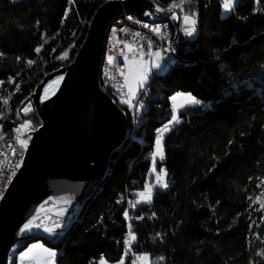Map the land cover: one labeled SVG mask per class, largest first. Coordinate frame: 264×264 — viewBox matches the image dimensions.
I'll use <instances>...</instances> for the list:
<instances>
[{
    "label": "trees",
    "instance_id": "trees-1",
    "mask_svg": "<svg viewBox=\"0 0 264 264\" xmlns=\"http://www.w3.org/2000/svg\"><path fill=\"white\" fill-rule=\"evenodd\" d=\"M105 1L0 0V86L23 70L28 60L37 58L36 67L45 65L85 19L75 54L90 17ZM152 1L163 11L180 2ZM262 2L240 0L227 15L221 14L219 0L184 4L186 14L197 13L198 33L191 41L180 38L174 65L151 79L146 119L137 130L132 128L138 139L131 138L127 115L126 141L113 153L104 179L80 216L65 234L34 240L57 252L55 264L121 260L126 224L123 204L117 200L126 188L141 190L146 177L152 181L146 154L153 131L170 120V98L176 93H187L200 103L183 108L179 123L164 136L165 161L156 169L166 170L168 187L138 207L142 219L131 225L134 252L161 255L163 264H264V218L253 203L256 197L264 198ZM40 46L37 57L34 49ZM72 58L47 66L15 105L23 104L46 74L68 65ZM28 118L34 128L40 125L35 113ZM65 222L47 217L33 226ZM31 242L17 243L10 250L11 264Z\"/></svg>",
    "mask_w": 264,
    "mask_h": 264
},
{
    "label": "water",
    "instance_id": "water-1",
    "mask_svg": "<svg viewBox=\"0 0 264 264\" xmlns=\"http://www.w3.org/2000/svg\"><path fill=\"white\" fill-rule=\"evenodd\" d=\"M156 9L152 0L100 4L72 61L46 74L25 99L40 125L30 133L22 165L0 200V264H7L17 243L65 234L101 184L109 160L128 133L125 114L99 87L106 32L124 13L144 20L164 15ZM173 12L179 24V13ZM58 77L57 89L44 99L45 87ZM47 217L67 222L21 231L29 220L34 224Z\"/></svg>",
    "mask_w": 264,
    "mask_h": 264
},
{
    "label": "built area",
    "instance_id": "built-area-1",
    "mask_svg": "<svg viewBox=\"0 0 264 264\" xmlns=\"http://www.w3.org/2000/svg\"><path fill=\"white\" fill-rule=\"evenodd\" d=\"M14 1V0H8ZM240 0H236L234 8L239 4ZM223 0H219L221 5V14L227 15L230 12H225L222 7ZM264 6V0H263ZM157 8H160L156 5ZM233 8V9H234ZM164 14L158 17L157 15L151 16L149 20L141 19L133 14H123L115 18L109 25L106 32L104 46L102 51V59L99 68V87L103 93L108 95L113 102L126 116H130L132 128L137 130L146 119L152 95L150 93L149 84L155 72L152 67V55L156 51L161 53L159 61L168 69L172 67L177 59L175 44L180 38H184L181 34V15L182 19L185 15L182 9L179 13V24H177V12L159 11ZM132 17V19H129ZM85 19L80 24L79 28L72 33L70 42L64 46L58 53L51 54L49 61L40 67L37 66V58L34 59V64L26 67L6 78L3 85L0 86V200L7 191L9 184L13 177L22 165L25 151L27 150L31 135L30 133L35 130L33 123L28 118L30 111H22L26 109L25 103L19 106L15 105L18 98L30 88L35 81L44 73L45 68L52 62L65 63L73 57V51L77 48L85 30ZM144 25H148L145 27ZM195 27L197 28V22ZM159 28V32H153L151 29ZM198 29V28H197ZM204 31V30H202ZM86 33V32H85ZM136 33H140L139 36ZM83 41V40H82ZM149 42L152 47L148 48ZM130 45V47H128ZM67 52V57L60 59L63 53ZM113 57L112 63H109L108 58ZM38 57V54H37ZM132 61H140L145 64L146 78L140 84L137 90L136 97L132 99L129 97V66ZM19 85V90H17ZM7 99V104L3 102ZM128 101V103H124ZM28 123V127H21ZM165 124H160L154 131V140L151 149L147 152L145 160L149 163V174L153 167L165 161L161 160L159 156L156 157L155 165L153 166V153L156 152V138L160 135L158 129H163ZM19 128V132L16 129ZM169 131V130H168ZM168 131L163 132L161 137V144L164 136ZM19 138V139H17ZM19 140H26V146H21ZM162 146V145H161ZM19 165V167H17ZM145 185H150L148 177L143 184L141 190L126 188L125 191L119 196L117 202L123 204L122 215L126 224V234L124 237V250L122 257L125 262L129 264H140L137 257L138 254L134 252L136 246L135 240H131L129 244L125 242L129 240V232L131 231L132 223L141 221L138 215L139 203L135 207L131 203L138 200V193L145 190ZM164 188L155 186L152 189V198L158 191ZM127 210L128 215L125 217L124 212Z\"/></svg>",
    "mask_w": 264,
    "mask_h": 264
},
{
    "label": "rangeland",
    "instance_id": "rangeland-1",
    "mask_svg": "<svg viewBox=\"0 0 264 264\" xmlns=\"http://www.w3.org/2000/svg\"><path fill=\"white\" fill-rule=\"evenodd\" d=\"M160 9H162V8H160ZM174 10L179 12L180 8L174 9ZM174 10H172V11H174ZM164 11L165 12H169L168 9H165ZM180 15H181V23H182L181 34L184 35V39L185 40L191 41V40L194 39L195 32H196V27H195V32L193 33V35H191V36L185 35L184 31H183V29L185 27V24H184V21L182 19V14H180ZM155 63H161V62L159 61V58L157 56H155L154 53H153V55H152V65L155 64ZM63 66H65V65H63ZM128 69H129V74L128 75H129V86H130V88H129V97L134 99L136 97L138 88H140V84L142 83V81L146 77L145 64L140 62V61H132ZM167 70L168 69H166L163 65H162L161 69H156V68L153 67V71L156 74H158V75L164 73ZM60 80H61V78L58 77V78L52 80L51 82H49L47 84V86L45 87V89L43 91V98L44 99L50 97L54 93V91L57 89V87H58V85L60 83ZM188 95L189 94H187V93H176L170 98L171 117L173 115H176L177 118H178V121H180L179 117H178L179 112L185 107H191L192 106V104L189 103L187 101V99H186V97ZM173 97H176V99L173 100L172 99ZM30 107H31V105L28 103L26 105V108H30ZM171 117H170V120H171ZM169 121L167 122V124L169 126V130L172 129L173 127H175L179 123V122L178 123L174 122V123L169 124ZM130 129H131V138L135 139V140L138 139L137 133H135L133 131V129H132V124H130ZM150 173L152 175V181L149 182V184L150 185H155L156 176L158 174H160V169H158V168L156 169V167H155V171H153V168H152ZM163 179L165 180V177H163ZM150 202H147V203L141 202L139 204L143 205V204H148ZM256 203L258 205L259 210L263 213V218H264V210L260 209V204L264 203V198L263 197H259V200H257ZM32 245H40L41 247L33 248L32 251L29 253L28 258H26L24 260L20 259V253H19L17 255V257H16V264H55L56 255L54 257H49L48 252L45 251V249H47V248H45L39 241L31 242L26 247V249H24L22 252H25ZM48 250L57 253L54 250H51V249H48ZM12 254L13 253L11 252L9 257H8L7 264H11L12 256H13ZM160 258H163V257L161 255H156V256H153V257H149L148 264H163V259H160ZM102 260L105 261L104 259H101V260L98 261V264H101ZM121 260H123L124 264L126 263L124 261L123 257L121 258ZM120 261L116 262V263H109L107 261H105V262H106V264H120ZM142 262H143L142 260L139 261L140 264H143Z\"/></svg>",
    "mask_w": 264,
    "mask_h": 264
},
{
    "label": "snow or ice",
    "instance_id": "snow-or-ice-1",
    "mask_svg": "<svg viewBox=\"0 0 264 264\" xmlns=\"http://www.w3.org/2000/svg\"><path fill=\"white\" fill-rule=\"evenodd\" d=\"M189 2H190V0H180V2H179L178 4H177V3H173V4L170 5L168 11H172L174 8H181V9H183L184 4L189 3ZM257 2H259V0H257ZM235 3H236V0H223V2H222V7H223V9H224L225 12H230V11L233 10V8H234V6H235ZM156 11H162V9L157 8ZM196 15H197V13L192 12L191 14H187V15H185V16L183 17V21H184V24H185V27H184L183 31H184V34L187 35V36H191V35H193V33L195 32ZM129 19H132V17H129ZM144 26H145V27H148V25H144ZM151 30H152L153 32H159V31H160L159 28H153V29H151ZM136 35L139 36L140 33H136ZM41 47H42V46L37 47L36 49H34V51H35L38 55H39V53H40V51H41ZM128 47H130V45H129ZM151 47H152V45H151V43L149 42V44H148V48H151ZM53 51H55V49H53ZM2 55H3V53H0V56H2ZM154 55L157 56V57H161V53H160L159 51H156V52L154 53ZM66 57H67V52L63 53V54H62L60 57H58V58L63 59V58H66ZM19 59H20V58L17 57V60H19ZM108 60H109V63H112V61H113V57L110 56V57L108 58ZM26 63H27L29 66H31L32 64L35 63V61H33V60H28V61H26ZM152 67H154V68H156V69H161V68H162V64H161V63H155V64L152 65ZM145 78H146V77H145ZM0 83H2V82H0ZM16 87H17V90H19V85H17ZM172 99L175 100L176 97H173ZM186 99H187V101H188L189 103H191V104H198V103H200L198 100H196V99H195L194 97H192L191 95H188V96L186 97ZM3 102H4L5 104H7V99H4ZM124 103H128V101H124ZM22 111H25V112L30 111V108L22 109ZM174 122H175V123H178V122H179V121H178V118H177L176 115H173V116L171 117V120L169 121V124L174 123ZM28 126H29V124H28V123H25V124L22 125L21 127H28ZM19 130H20L19 128L16 129L17 132H19ZM168 130H169V126H168V124H166V125L164 126L163 129H158V130H157V131L160 133V135L157 136L156 141H155V143H156V149H157V150H156V152L153 153V157H152V159H153V166L155 165V161H156V157H157V156H159V158H160L161 160L163 159V151H162V146H161V137H162L163 132L168 131ZM17 139H19V138H17ZM19 143H20V145L23 147V146H26L27 141H26V140H19ZM17 167H19V165H17ZM153 171H155V167H153ZM166 176H167V172H166V170H165V169H160V174H158V175L156 176V182H155V185H145V190H144V191H141V192H139V193L137 194L138 197H139V199H138L135 203L130 202V203H131V206H132V207H135V204H136V203H141V202L147 203V202H150L151 199H152V189H153V187H155V186H159V187H161V188H167V187H168V184H167V182L163 179V177H166ZM248 199H249V200H252L253 198H252V197H248ZM257 200H259V197H257L256 200H253V203H255ZM260 209H261V210H264V203H261V204H260ZM124 215H125V217H127V215H128L127 210H125ZM141 219H142V217H141ZM35 226H36V227H39V225H35ZM31 227H33V223H32V220H29V221L24 225V227L21 229V231H22V232H23V231H28V230L31 229ZM130 227H131V225H129V228H130ZM45 231H47V232H51L52 230H51V229H45ZM157 235H159V234H157ZM131 240H135V235H134V233H132V232L130 231V232H129V240L126 241L125 243H126V244H129ZM36 247H41V246H40V245H32V246H31L29 249H27L25 252L20 253V259H21V260H24V259L28 258L29 253L32 251L33 248H36ZM45 251L48 252L49 257H54V256L56 255L55 252H52V251H50V250H48V249H45ZM137 259L142 260V261H143V264H148V260H149V258H148V256H147V254H145V255L142 256V257H137ZM160 259H163V258H160ZM101 264H106V262L102 260V261H101ZM120 264H124L123 260L120 261Z\"/></svg>",
    "mask_w": 264,
    "mask_h": 264
},
{
    "label": "crops",
    "instance_id": "crops-1",
    "mask_svg": "<svg viewBox=\"0 0 264 264\" xmlns=\"http://www.w3.org/2000/svg\"><path fill=\"white\" fill-rule=\"evenodd\" d=\"M166 72V71H165ZM164 72V73H165ZM164 73H162V74H164ZM162 74H160V75H162ZM196 104H192V106L191 107H194ZM142 256H144V255H138V257H142ZM148 256V258L150 257L149 255H147ZM138 261H140L139 259H138ZM143 263V262H142Z\"/></svg>",
    "mask_w": 264,
    "mask_h": 264
},
{
    "label": "flooded vegetation",
    "instance_id": "flooded-vegetation-1",
    "mask_svg": "<svg viewBox=\"0 0 264 264\" xmlns=\"http://www.w3.org/2000/svg\"><path fill=\"white\" fill-rule=\"evenodd\" d=\"M29 102H25V105H27ZM31 114V112L29 113V115Z\"/></svg>",
    "mask_w": 264,
    "mask_h": 264
}]
</instances>
